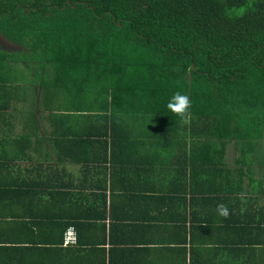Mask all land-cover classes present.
Wrapping results in <instances>:
<instances>
[{"label":"crops","instance_id":"1","mask_svg":"<svg viewBox=\"0 0 264 264\" xmlns=\"http://www.w3.org/2000/svg\"><path fill=\"white\" fill-rule=\"evenodd\" d=\"M30 54L0 62V264H264V133L110 129L36 86Z\"/></svg>","mask_w":264,"mask_h":264},{"label":"trees","instance_id":"2","mask_svg":"<svg viewBox=\"0 0 264 264\" xmlns=\"http://www.w3.org/2000/svg\"><path fill=\"white\" fill-rule=\"evenodd\" d=\"M0 32L110 129L138 113L181 129L167 108L179 91L209 135L264 133V0H0Z\"/></svg>","mask_w":264,"mask_h":264},{"label":"rangeland","instance_id":"3","mask_svg":"<svg viewBox=\"0 0 264 264\" xmlns=\"http://www.w3.org/2000/svg\"><path fill=\"white\" fill-rule=\"evenodd\" d=\"M19 50H21V51H19ZM22 50H24V49H20V48H17V47H14L13 49H6L5 47H4V49L3 48H0V51H2V53H4V54L0 55V62H1V60H3L4 63L5 62L6 63H11L10 61L13 62V59L18 60L17 62H19V60H25L26 58H24V57H26V56H27V60H29V54L30 53L24 52ZM30 57H31L32 60H35L36 59V58H33L34 56L32 57V54H30ZM11 58H13V59H11ZM1 64H2V62H1ZM33 66L36 67V71H35L36 74H35V76L33 78V81L35 82V85L36 86H39V84H41L42 82H44V83L50 82L51 74L49 72L45 73V75H44V73L40 70L39 65H37L35 63V65H33ZM45 71H49V69L48 70L45 69ZM31 73L33 75V72L32 71H31ZM43 77H44V79H42ZM29 78H31V75H29ZM42 86H44L43 83H42ZM53 93L55 94L56 99H59L63 95V93L62 92H59V91H54Z\"/></svg>","mask_w":264,"mask_h":264},{"label":"clouds","instance_id":"4","mask_svg":"<svg viewBox=\"0 0 264 264\" xmlns=\"http://www.w3.org/2000/svg\"><path fill=\"white\" fill-rule=\"evenodd\" d=\"M191 107V101L188 95L182 94L181 92H175L169 99L167 103V108L176 116L180 117L185 122L189 118ZM217 213L224 218L229 216V211L226 205H217Z\"/></svg>","mask_w":264,"mask_h":264},{"label":"built area","instance_id":"5","mask_svg":"<svg viewBox=\"0 0 264 264\" xmlns=\"http://www.w3.org/2000/svg\"><path fill=\"white\" fill-rule=\"evenodd\" d=\"M77 242V234L74 227H68L63 234V244L72 245Z\"/></svg>","mask_w":264,"mask_h":264},{"label":"water","instance_id":"6","mask_svg":"<svg viewBox=\"0 0 264 264\" xmlns=\"http://www.w3.org/2000/svg\"><path fill=\"white\" fill-rule=\"evenodd\" d=\"M0 43H2V45L6 49H13L14 47H17V48H20V49L25 48V47L19 45L18 43H14V42L10 41L1 32H0Z\"/></svg>","mask_w":264,"mask_h":264}]
</instances>
